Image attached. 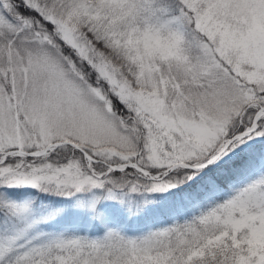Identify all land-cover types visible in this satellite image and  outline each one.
<instances>
[{"label": "snow or ice", "instance_id": "1", "mask_svg": "<svg viewBox=\"0 0 264 264\" xmlns=\"http://www.w3.org/2000/svg\"><path fill=\"white\" fill-rule=\"evenodd\" d=\"M0 264H264V0H0Z\"/></svg>", "mask_w": 264, "mask_h": 264}]
</instances>
